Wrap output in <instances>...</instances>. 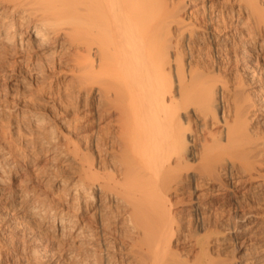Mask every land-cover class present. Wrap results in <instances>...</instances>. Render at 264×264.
<instances>
[{
	"label": "bare ground",
	"instance_id": "6f19581e",
	"mask_svg": "<svg viewBox=\"0 0 264 264\" xmlns=\"http://www.w3.org/2000/svg\"><path fill=\"white\" fill-rule=\"evenodd\" d=\"M211 1L37 0L30 11L0 0L3 53L24 47V26L34 46L46 49L43 57L56 61L54 54L65 48L79 90L97 97L93 108L83 104L81 125L94 128L83 145L65 132L60 146L51 123L38 113L27 116L44 127L41 141L48 149L78 159L76 175L48 178L65 194L32 191L21 180L15 185L9 179L14 152L0 147V196L21 208L22 223L55 236L43 241L25 225H6L27 237L34 264H217L211 245H225L255 223L253 212L242 219L238 212L240 220L233 216L238 222L227 223L223 213L209 212L212 203L205 198L238 204L232 193L243 176L233 180V174L242 168L254 176L261 143L250 114L263 100L264 76L248 64L252 53L246 49L264 51V0H224L226 7ZM198 29L216 44L215 61L202 70L185 67L174 39ZM228 40L243 48L233 62L244 79L233 88L225 85L231 67L219 56L228 51L218 49ZM240 61L248 63L239 67ZM230 92L233 107L224 99ZM191 116L205 127L221 123L219 136L194 135ZM64 249L66 258H59ZM259 252L242 264H264V248Z\"/></svg>",
	"mask_w": 264,
	"mask_h": 264
},
{
	"label": "rangeland",
	"instance_id": "374dc122",
	"mask_svg": "<svg viewBox=\"0 0 264 264\" xmlns=\"http://www.w3.org/2000/svg\"><path fill=\"white\" fill-rule=\"evenodd\" d=\"M15 1L19 2L21 10L32 11L37 5V0ZM211 3L226 7L224 0H212ZM198 7L203 8L200 5ZM240 21L245 22L244 18H240ZM19 31H23L22 39L25 41V48L16 46V54H5L0 44V147L7 152H14L16 162L9 179H12L15 185H17L18 180H21L20 186L23 188L45 195L54 196L56 194L59 196L65 194L64 187L59 186L53 179L48 180V178L50 176L54 178L56 175L69 179L74 174L76 175L80 168L78 159L73 153L65 156L48 149L47 144L41 141L44 137L42 134L44 127L36 125V122L27 119V116L38 113L45 118L47 124L51 123L60 135L57 139L60 146H65V132H69L77 144L83 145L85 135H92L94 129L90 128L88 131L81 125L82 115L87 111L83 104L88 102L91 105H88L89 108H93L97 105V97L92 94L85 98L84 93L79 90L78 77L75 74L77 73L76 68L74 63L69 60V54L65 53V48L62 49L63 52L58 51L54 54L58 60H49L43 57L46 49L34 46V41L24 26ZM203 34V30L198 29L188 37L181 34L174 35L181 51L180 57L185 62L186 68L193 66L198 70L207 69L215 61L214 46L216 44L208 41ZM221 44H219L218 49L228 52L219 53L220 61L222 64L231 67L226 75L227 82L225 85L233 88L239 80L244 79L245 73L239 71L233 62L235 58L241 57L243 48L237 46L232 40ZM21 49H27L28 52H23ZM246 50L252 53L247 60L249 63L240 61L239 67L245 63L251 64L260 70L264 76V51L254 53L251 46ZM230 57L232 58L231 61L229 60ZM251 86L246 84L247 89ZM258 97L263 100L250 114V118H253L250 129L261 143L255 154L254 176L246 175L247 172L244 169V171L241 170L242 168H238L240 171L237 170L233 174V180L243 179L240 181L242 184L239 187L235 186L234 193H232L239 200L238 204H232L233 202H229L227 199L223 200L220 198L222 196L213 199L212 196L208 195L209 197L205 198L206 202L212 203L209 212L223 213L224 218L226 217L224 221H229L227 223L238 222L245 213L253 212L257 214V218L248 230L240 233L237 238L229 240L227 244L215 243L211 245V253L217 264H222V262L242 264L247 259L258 257L259 251L264 248L263 90L259 92ZM224 99L228 100L233 107L236 97L233 92H230L226 94ZM217 115L220 118V113ZM190 127L194 135L199 136L208 135L209 132L219 136L221 132V123L211 122L205 127L196 116H191ZM194 163L197 164L198 161ZM228 183L231 184L230 180ZM201 191L209 192L210 190L203 188ZM186 195L189 194H179L180 197H186ZM238 212L241 214L240 218ZM20 216L21 208L16 206V202L0 196V264H34L32 260L28 259L29 243L26 241L27 237H24L25 235L18 230L7 231L6 229L9 227L6 225L8 224H11V227L20 224H22L21 226L25 225L30 234L42 238L43 241L55 237L44 226L25 221L22 223ZM233 216H237L238 220ZM6 234H10L8 240H6L7 236H4ZM63 241L65 243V240ZM187 245L189 244L187 243ZM59 258H66L65 249ZM65 264H69L68 260L65 261Z\"/></svg>",
	"mask_w": 264,
	"mask_h": 264
}]
</instances>
